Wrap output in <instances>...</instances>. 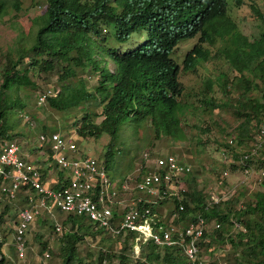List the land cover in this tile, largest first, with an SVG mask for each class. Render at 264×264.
I'll use <instances>...</instances> for the list:
<instances>
[{"label":"trees","instance_id":"1","mask_svg":"<svg viewBox=\"0 0 264 264\" xmlns=\"http://www.w3.org/2000/svg\"><path fill=\"white\" fill-rule=\"evenodd\" d=\"M23 1L11 0V3L7 4L4 0H0V17L7 12L8 5L15 11L24 8ZM30 1L32 5L46 6V9L43 13L36 10L28 20V28L32 29L33 26L35 28L32 42L20 44L15 48L14 54L5 52L0 58V118L5 115L2 106L7 104L6 97L3 96L5 88L29 87L34 91L38 85L30 78L29 72L34 75L48 73L47 76L56 73L55 82L60 86V92L55 97L47 98L46 105L60 115L62 121L67 118L69 112L70 115L81 112L80 120L84 126V131L79 132L81 136L84 133L95 138L103 133L115 136L119 128L121 108L130 106L134 102L136 105L133 111L134 119L142 121L145 117L151 116L150 125L153 126L155 137L170 135L173 139L183 138L178 129H174L170 124L178 119L177 115H182L184 109L194 105L192 99L208 100L211 109L223 111L227 109L234 124L228 134H234L238 145L252 139L261 114H264L263 4L256 5V0H253L254 15L250 20L255 22L254 26L258 29L255 36L244 33L235 23L230 27L221 23L216 34L218 41L223 45L219 55L225 56L229 65L228 70L235 73L229 76L220 72L219 78L216 77L215 81L208 80L205 86L203 82L201 86L196 87L185 86L179 75L187 71L195 73L198 61L209 63L212 60L214 56L210 55L208 48L204 46L205 43L210 46L211 42L208 43L200 38L185 54L180 66L174 61H167L168 65L161 70L151 72L145 71L147 61L140 56L126 54L120 57L111 53L118 65L117 71L111 73L93 56L95 53L105 51L106 47L95 39L85 36V31L95 26L103 15L114 22L118 20L117 13L106 6L107 0ZM183 8L195 10L189 13L188 17L191 19L197 17L200 29L211 19L228 14L226 0H136L132 12H145L149 23L153 26V31L161 29L169 36H173L170 29L178 28L186 16V13L173 12ZM123 25L129 32L133 31L129 22L123 21ZM94 36L97 37L98 34ZM182 37L185 39L191 36H176L173 41ZM171 39H166L167 44ZM24 58H27L29 63L25 67H20ZM86 72L95 74L91 86L85 82L83 74ZM227 84L232 85L234 92L226 89ZM211 92L219 94L220 100L216 103L214 98H208ZM9 103L20 107L24 105L18 97L10 100ZM94 106H101L106 112L105 116L104 111H100L104 117L99 123L91 120L95 113L90 109ZM50 127L56 128L54 125ZM44 129L42 125V130ZM12 135H14L12 132H8L5 120L0 121V138L9 139ZM227 146L223 140L218 142V148ZM104 157L105 165L108 167L114 157V150L110 144ZM251 159L254 160L255 157ZM259 165L263 166L264 160ZM42 169L40 168L41 172ZM190 182H193L192 177ZM190 199L192 206H188L185 202L187 211L200 210L203 216L216 217L222 223V227L212 233L211 241H225L239 248L234 256V264H264V184H260L249 195L242 187L228 200L214 205L206 212L200 208L201 203L206 199V194L191 186ZM6 211L7 205L4 204L0 209V230L5 228L4 226L2 228V225ZM231 215L240 222V229L224 224ZM66 223L71 224L70 229L57 238L58 244L54 256L59 260L58 264H102L103 259L109 264L113 254L104 249L112 245L110 241L108 245L106 240L120 241L122 248L127 247L126 238L107 234L101 240L102 247L96 256L84 261V258L76 252L77 244L85 236L94 237L96 234L105 233L101 229L92 231L91 226L81 217L68 218ZM40 236L38 233H33V238L40 247L39 252L54 251L47 249V241L42 240ZM172 237L175 238V235ZM4 240V234L0 235V264H7L5 254L1 250ZM139 247L142 258L135 259L133 264H192L183 255L182 249L176 245L159 246L147 241ZM213 250L214 247L208 246L204 252L205 255L210 254L213 258L214 261L209 262L210 264H218L217 257L213 252L210 253ZM123 253L124 250L118 256L120 264H130L129 258ZM219 264L231 263L227 258H221Z\"/></svg>","mask_w":264,"mask_h":264},{"label":"rangeland","instance_id":"2","mask_svg":"<svg viewBox=\"0 0 264 264\" xmlns=\"http://www.w3.org/2000/svg\"><path fill=\"white\" fill-rule=\"evenodd\" d=\"M4 1L7 4L11 3V0ZM226 4L228 17L235 21L236 16L238 27L244 33L255 36L258 29L254 26L255 22L250 20L252 19V15H254L250 7V5H255L253 0H242V5L236 7V0H226ZM257 4H263L264 8V0H256V5ZM22 5L24 8L19 11L13 10L12 7L8 5L7 12L0 17V58H2L5 52L14 54L15 48L18 45L32 42L31 40L34 37L35 28L34 26L32 29L28 28V20L33 16L34 12H36V9L30 0H24ZM38 10L40 11V9ZM13 15L15 16L13 17ZM194 41L195 38L189 39L186 41V44H189L190 47ZM182 46L183 45L177 46L170 54L178 62H181L183 59V53L186 51V48ZM222 49L223 47H217L216 50L222 51ZM210 50V52L213 51L212 48ZM28 63L27 58H24L20 67H25ZM206 67H208V69ZM228 67L229 65L226 58L219 55L217 57H213L209 63H201L196 68L195 73L190 71L181 72L180 79L185 83V86L197 87L201 86L203 82V86H205L208 80L212 82L216 80V77L219 78L220 72L229 76L231 73H235L234 71L228 70ZM109 68L113 69L114 66L109 65ZM29 74L30 78L37 83V88L39 89L47 87L51 84L57 85L58 88L60 87L55 82L57 81L56 73H51L50 76H47L49 75L48 73L34 75L29 72ZM83 75L85 77V74ZM86 78L88 85H92L93 76L88 74L86 75ZM226 89L234 92L231 84H227ZM36 90L32 91L29 87L17 88L15 86L5 88L3 96L6 97L7 104L2 106L5 115L0 118V121L5 120L8 132H12L14 134L10 140L14 141L15 139V141H18V145L20 146L23 154L29 153L32 157L38 158L37 163L40 165L41 169L43 163L45 162L43 159L44 157L40 156L39 158L37 150H33L30 144L31 141L33 142L37 135L42 131V125L44 124L56 126V129L59 132L64 134L68 133L69 135L71 134L76 141L80 139V141H78V147L82 150H87L89 154L93 155L98 160H104V157L102 156L108 150V145L110 144L114 150V158L110 165L111 168L108 170L111 176L114 174L124 175L137 169L140 164V159L143 158L141 156L142 154L140 155L143 150H157L160 152L171 151L181 158H185V160L192 165L196 187L203 194L215 191L214 188L220 179L219 175L220 170L222 169H226L228 171V175L224 179V185L226 187L235 188L236 190L244 187L247 195L259 187L254 178H244L238 170L230 169L228 165L223 164L224 167H221L222 162L220 148H217L218 142L226 136L225 134H228L231 131L234 124L227 112V109L224 111L221 109H211L209 104H206L208 100L195 101L191 99V102L194 103V105L187 108L185 115L180 118V128L184 139L180 137L172 139L170 136L164 135L158 138L154 137V132L150 125L143 124L147 127V130L145 127L138 124L139 120L135 121L134 119H124L119 124V129L115 136L103 133L98 138H95L88 133H84V137L79 134V132H81L80 130L84 131L83 123L80 120L82 115L81 112L78 114L74 113V115H70L71 112H69L67 118L62 121L61 116L50 109L46 103L43 105H36L34 100ZM16 97L23 102V106L20 107L9 103L10 100L15 99ZM208 98H214L215 103L220 100L219 94H215L213 92L210 93ZM90 110L95 113V116L92 115L91 117L92 122L99 123L102 118L101 115L98 114L100 109L91 108ZM22 111H27L29 113L31 120L33 121V127L29 126L19 115L22 114ZM143 122L147 123L146 121ZM199 143H201V145ZM43 171L44 170L42 169V172ZM19 202L21 201L7 200L4 196H0V209L3 204L7 205V211L4 214V221L2 225V228H5L4 230H0V235L4 234L5 236V240L1 245V250L3 254H5L7 264H58L59 260L54 256L56 246L58 244L57 237L51 234L46 239L49 248L51 250L54 249L52 252H39L40 247L33 238L34 232L41 234V229L44 228L42 226L47 223H51L48 219L42 223L41 219H38L37 223L30 226L26 233V248L20 257L16 255L14 251V241L12 239V231L16 217V209ZM55 218L58 222H62L66 219V216L56 214ZM38 224L41 225V229H39V231H37ZM103 238L104 236L101 233L94 235V237L85 236L82 241L77 244V254L80 257H83L84 261L92 259L102 247L101 240ZM106 241L108 245V241H110V245H112L105 249L113 253V258H111L109 264H117L115 257L117 251L122 250V245L118 242H111V240ZM209 246L214 247V250L210 253L213 252V255L217 257V261L220 262L221 258H227L231 264H234V256L239 248H236L225 241H222L221 243L214 242ZM45 252L48 254L47 258H44L43 256ZM141 258L142 256L140 257V255H133L130 257L129 262L130 264H133L135 259Z\"/></svg>","mask_w":264,"mask_h":264},{"label":"built area","instance_id":"3","mask_svg":"<svg viewBox=\"0 0 264 264\" xmlns=\"http://www.w3.org/2000/svg\"><path fill=\"white\" fill-rule=\"evenodd\" d=\"M56 94L57 86L36 90L35 104L43 105L47 98ZM19 115L33 127L27 111ZM258 124L252 152H257L264 144V115ZM70 135L48 130L36 139L39 158L43 156L44 161L49 158L50 176L41 172L38 158L22 153L18 141L0 138V196L21 201L17 205L12 231L18 255L24 251L25 232L36 216L59 211L83 217L92 229H101L105 235L126 238L131 255H139V245L151 241L159 246H179L192 264H200L197 262L198 243L203 241L204 233L217 227L218 223L210 224L199 217L196 223L190 222L185 230H181L178 210L183 207L180 205L179 209L169 211L159 207L161 202L178 196L183 189L180 176L187 168L180 166L172 154L147 153L142 163L145 171L137 180L126 177L113 181L103 165L83 153ZM223 156L228 159L226 154ZM248 156L245 153L236 161L244 176L252 173L241 164ZM257 180H264L263 171ZM226 197L223 190H218L211 195V200L217 202ZM53 227V233L60 236L61 225L55 223Z\"/></svg>","mask_w":264,"mask_h":264},{"label":"clouds","instance_id":"4","mask_svg":"<svg viewBox=\"0 0 264 264\" xmlns=\"http://www.w3.org/2000/svg\"><path fill=\"white\" fill-rule=\"evenodd\" d=\"M135 3H136V0H107L106 6L111 8L113 10V12L117 13L118 20H116L114 22L110 18H108L106 15H103L101 17V19H99V21L97 22V24L95 26L90 27L87 31H85V36L91 37L92 39H95V41L100 42L102 45H104L106 47L105 51H100L98 53H95L93 56L98 59L100 65L102 67H105L111 73H115L118 69L117 62L114 60L111 53H114L120 57H123L126 54L127 55H133V56L137 55V56H140V57L146 59V61H147V68L145 69L146 72L155 71L157 69L161 70L163 67L168 65L167 61H170V62L174 61V62L178 63V65L180 66L182 64V61L184 59L185 54L192 48V46L194 44H196L198 42V40L200 38H203L208 43L211 42L210 46L207 45L206 43L204 46H206V48H208V53H210V55L217 57V56H219V52H221V51L216 50L217 47H223L222 42L218 41V37L216 36V34L220 28L221 23L226 24V26H228V27H230L233 23H235V25L238 26L237 25V23H238L237 17L235 16V21H233L228 17V14H226L223 17H218V18L215 17V18L211 19L209 22H207L205 24V26H202L200 29V27H198V22H199L198 18L195 17V18L191 19L188 17V14L195 11V10H192L190 8H183V9H180V10L173 12L175 14L186 13V16L184 17L183 21L180 22L178 28L170 29L173 36H169L168 34H166L161 29L153 31L152 30L153 26L151 25V23H149V21L147 19V15L145 14V12L133 13L132 9L135 7ZM240 5H242V0H240L239 2L236 0L235 7L240 6ZM33 6L36 10L40 9L41 13H43V11L46 9V6H40V5H33ZM250 7L252 9L253 5H250ZM168 15H169V13H168ZM123 21L129 22V24L133 28L132 32H129L127 27H124ZM96 34H98L97 37L94 36ZM186 35H189L191 37L185 38V39H184V37H182V38L178 39L177 41H173V39L176 36H186ZM131 38H133V39H131ZM167 38H172L168 43L170 45L169 48H168V44L166 41ZM193 38H195V41L189 47V44H186V41L189 39H193ZM112 45H116V46H112ZM181 45H183L182 47L186 48V51L183 53V59L181 60V62H178L170 54L177 46H181ZM211 48L213 49L212 52H210ZM120 49H124V50H120ZM202 62H204V61H198L197 67ZM109 65H113L114 68L110 69ZM88 74L89 75L91 74L93 76L92 79H94V77H95V74H92L91 72H86L84 78H85V82L87 85H88V83H87L86 75H88ZM179 79H180V75H179ZM48 86L53 87V86H57V85L51 84ZM88 86H91V85H88ZM57 89H58V94H59L60 87L59 88L57 87ZM37 90H39V88H37ZM58 94H56V95H58ZM181 98H182V96L180 97V99ZM46 102H47V100H46ZM206 104H208V102H206ZM91 108H99L100 111H104L105 116H106V112H105V110L102 109L101 106L100 107L94 106ZM135 108H136V105L134 104V102H132L130 106H124L121 108V110H120L121 118L119 120L118 127H119V124L124 119L125 120L126 119H130V120L134 119V112L133 111L135 110ZM100 111L98 112V114L101 115V117H102L101 120H102L104 117V114H101ZM185 111H186V109H184L183 112H181L182 115H177L178 119L174 120L170 124L171 127H173L174 129L175 128L178 129V131L181 134H182V130L180 128V126H181L180 125V118L185 115ZM263 115L264 114H261V116H263ZM151 119H152L151 116L145 117L144 119H142V121H139L138 124L142 125L143 127H145L147 129V127L144 126L143 124L150 125ZM143 121H146L147 123H144ZM150 126L154 132L153 126L152 125H150ZM52 131L57 132L58 130L55 128ZM255 133H256V130L254 131V133L252 135V139H250L249 141H245L242 145L237 144L236 137L234 136V134H225L226 136H224L221 140L226 142L228 146L227 147H220V156H221V162H222L221 167L223 168L224 167L223 164H225V165H228L230 169H236L242 174V168L237 165L236 161L239 160L241 155L243 156L245 153H248L249 154L248 158L244 159V162H242L241 164L243 167L251 170L252 173L250 176H244L243 174L242 175L244 178H246V177L254 178L256 183L258 185H260V184H264V180H260V181L257 180V177L258 176L260 177V172L261 171L264 172V165L263 166L259 165V163L262 160H264V144L261 146V148H259V150H257V152L251 151L252 144L255 140L254 139ZM167 136H170V135H167ZM154 137H155V134H154ZM182 139H184V137ZM74 140L76 141V139H74ZM78 141H80V139ZM78 141H76L77 145H78ZM147 153L148 154L157 153L160 155L172 154V156H174L176 158L175 161L180 166L187 168V170L184 171V173L180 176V178L182 179L183 189L179 192L178 196H175L170 201L161 202L159 207L167 209L168 211L170 209H179L180 205L183 207L182 210H180V211L178 210V214H179L178 221L181 223V226H182L181 230H185L190 222L196 223L198 221L199 217L202 218L205 222L206 221L210 222V224H212L213 221L218 223L217 227H211L210 230L206 231V233H204L205 237H202L203 241L198 243V252H199L198 253V259H199V261L201 262V264H210L209 262L214 261V260L210 254L205 255L204 250L209 245L216 242V241H211L210 237L215 230H218L222 227V223L216 217H213V216H210V217L206 216L205 217V216H203V214L200 210H197L196 212L187 211V207L185 205V202L188 206H192L191 199H190V187L192 186L197 191L201 192L196 187L195 178L193 176L192 165L189 162H187L185 160V158H181L180 156H178L177 154H175L174 152H171V151L160 152L157 150H153V151H144L143 150L140 153V155L142 154L141 156L144 158V155ZM223 153L228 156V159H224ZM88 155H91V154L88 153ZM235 155H237V157H235ZM91 156H93V155H91ZM102 157H104V155ZM252 157H255V159L252 160L251 159ZM93 158L96 159L97 161H99L100 164L103 165L107 176L113 181H120L126 177H130V178H133L134 180H137L139 178V176L141 175V173L143 171H145L142 167L143 158H141L140 164L138 165L137 169H135L133 172L126 173V174H124V176H117L115 174L113 176H111L109 174L108 170L111 168L110 165H111L114 157L112 158L111 163L108 167L105 165V162L103 159L98 160L94 156H93ZM46 161L48 162L49 158ZM223 171H225L226 173L222 174ZM227 175H228V171L226 169L220 170V175H219L220 179H219L218 183H216V186L214 188L215 191H210V192L206 193V199L203 203H201V207H200L201 209H204L205 212H206V210L209 211L214 205L220 204V203L228 200L233 195V193L235 191H237L235 188H229V187H226L224 185V179L226 178ZM191 177L193 179V182H190ZM218 190H223L227 194V197L225 199H220L217 202H213L211 200V195L217 193ZM56 214L65 215L66 219L62 222H58L55 218ZM15 216H16V214H15ZM75 217H77V216L66 215V214L59 212V211H54V212H52V214L40 213L36 216V219H35L33 224L37 223L38 219H41V223L47 219L51 223H47V224L43 225L42 227H44V228H42V229H41V225L38 224L37 225V231H39V229H41L42 233L40 234L38 232H34V234L35 233L40 234L41 235L40 237L45 241L48 238V236H50L51 234L58 238L64 232H68V230L70 229L69 226L71 224L66 223L68 218H75ZM81 218H83V217H81ZM84 221H85V219H84ZM55 223L61 225L62 232H61L60 236L55 235L53 233V228H54L53 226L55 225ZM33 224L31 223L30 226ZM86 224L89 225L87 222H86ZM224 224L230 225L232 228L233 227H236L238 229L241 228L240 222L232 215L229 217L228 222H226ZM29 228L30 227H28V229ZM90 228L92 231L97 230V229H92V226ZM26 233H27V231L25 232V248H26ZM102 235L105 237V234H102ZM12 239H13V236H12ZM117 242L121 243L120 241H117ZM216 243H221V242H216ZM127 246H128V242H127ZM25 248H24V250H25ZM47 249H50L48 244H47ZM122 250H124L123 254L126 257H128L129 259L131 256H133L128 251V247L122 248ZM122 250L117 251V254L115 257L117 260V264H120V262H119L120 260L118 259V256L122 252ZM14 251L18 257H20L22 255V254L21 255L17 254L15 246H14ZM45 251H47V250H45ZM104 251H107V250L104 249ZM107 252H109V251H107ZM45 254H47V252H45L43 254L44 258H47L48 254H47V256H45ZM139 255H140V252H139ZM102 261L104 264H108V262H105L106 260L103 259ZM217 263L219 264V261H217Z\"/></svg>","mask_w":264,"mask_h":264},{"label":"crops","instance_id":"5","mask_svg":"<svg viewBox=\"0 0 264 264\" xmlns=\"http://www.w3.org/2000/svg\"><path fill=\"white\" fill-rule=\"evenodd\" d=\"M43 125H44V124H43ZM44 127H45V128L47 127V128L44 129V130H42L41 132L55 129V128L51 129L50 125H44ZM48 127H50V128H48ZM41 132H40V133H41ZM37 137H38V135H37ZM37 137H36V138L34 137V138H35V139L33 138L34 141H33V142L31 141V144H30V145H31V148H32L33 150H37V148H36V146H37V145H36V142H37L36 139H37ZM82 137H84V134H83ZM30 139H31V138H30ZM14 140H15V139H14ZM81 151H82L83 153H85V154H88V151H87V150H82V149H81ZM24 155L27 156V153H25ZM48 163H49V162H48ZM48 163H47V161H45V162L43 163V165H42V168H43V170H44V172H45V175L50 176L52 172H51V169L48 168L49 166L47 167ZM117 175L122 176L123 174H117ZM123 176H124V175H123Z\"/></svg>","mask_w":264,"mask_h":264}]
</instances>
